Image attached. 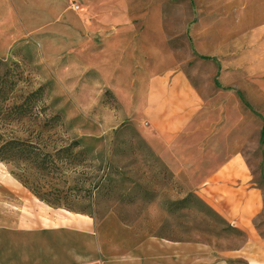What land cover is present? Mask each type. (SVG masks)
Wrapping results in <instances>:
<instances>
[{"label":"rangeland","instance_id":"1","mask_svg":"<svg viewBox=\"0 0 264 264\" xmlns=\"http://www.w3.org/2000/svg\"><path fill=\"white\" fill-rule=\"evenodd\" d=\"M90 1L70 4L77 10L79 4L89 8ZM245 2L96 3L94 12L101 18L116 10L127 16L126 21L108 23L106 34L113 37L116 49L120 45L116 38L129 25L138 35L144 23L141 16L160 7L178 69L206 97L202 110L173 144L154 146L147 136L155 129L149 114L131 110V99L117 95L111 72L106 75L103 68L108 53L96 57L104 39L97 37L91 53L78 48L47 58L24 29L11 0H0V146L20 138L38 144L44 152L71 148L53 171H42L30 161L0 159V181L13 191L6 193L0 185V212L18 209L32 220L44 213L49 219L85 214L94 220L108 253L125 251L151 235L205 240L218 248L243 244L247 232L224 210L240 178L237 171L224 176L228 170L222 166L242 158L248 182L234 197L252 189L264 200V95L252 80L253 46H248L247 56L242 52L240 60L237 43L235 6ZM37 4L28 27L46 51H59L68 20L60 17L54 29H44L55 22L60 2L52 6L51 18L45 15L49 7ZM132 40L139 43L138 36ZM128 59L133 63L136 57ZM220 168L225 172L217 177ZM233 209L230 214L239 212ZM245 211L241 214L249 216ZM257 215L259 224H264V211ZM24 241L0 230V248Z\"/></svg>","mask_w":264,"mask_h":264},{"label":"crops","instance_id":"2","mask_svg":"<svg viewBox=\"0 0 264 264\" xmlns=\"http://www.w3.org/2000/svg\"><path fill=\"white\" fill-rule=\"evenodd\" d=\"M70 1L74 0H11L24 29L40 43L47 58L78 48L91 53L97 37L104 39L106 44L95 54L97 57L99 52L108 53L103 68L106 75L111 72L117 95L131 99V110L149 114L155 128L147 135L150 143L154 146L160 145V142L173 144L176 136L202 110L206 97L187 74L178 69L179 63L168 45L160 7H154L141 16L144 23L138 35L130 31L132 27L129 25L130 29L127 27L116 38L117 45L120 42L116 49L112 48L113 37L106 34L108 23L126 21L124 11L116 10L101 18V14L94 12L99 7L96 4L98 0H91L89 8L79 4L77 10H74ZM56 2H60L61 10L54 13V21L61 17L68 20L69 27L63 29L66 35H62L60 41L62 49L46 51L40 38L28 25L32 9L37 3L49 7L45 15L49 14L51 18L50 10ZM235 11L237 43L241 49L239 58L243 59V51L247 56L248 46H253L255 64L252 67V80L257 91L264 95V0H246L245 4L235 6ZM256 19L259 21L256 22ZM55 25L56 21L47 24L44 30L50 31ZM137 36L138 44L132 40ZM132 56L136 57L133 63L128 59ZM96 64L99 67V63ZM180 117L184 119L182 122L173 121ZM165 120L172 123L164 124ZM237 158L222 166L228 171L220 168L215 175L225 172L224 176H227L237 171L235 175L240 178V184L236 187V193H239L244 181L247 184L248 175L242 158ZM0 185L4 192H13L8 184L0 181ZM252 192V189L245 190L236 198L235 193L233 198L227 199L224 207L225 212L232 216L230 219L248 234L244 243L237 248H218L205 240H175L151 235L125 251L108 253L94 220L85 214L70 213L49 219L48 213H44L41 218L32 220L25 214H19L18 209H9L0 212V230L5 234L25 238L26 241L0 248V264H264V224L257 221V214L264 211V200ZM231 207H234L233 211L238 208L239 212L230 214ZM244 211L249 216L241 214Z\"/></svg>","mask_w":264,"mask_h":264},{"label":"trees","instance_id":"3","mask_svg":"<svg viewBox=\"0 0 264 264\" xmlns=\"http://www.w3.org/2000/svg\"><path fill=\"white\" fill-rule=\"evenodd\" d=\"M20 108V106L18 107ZM70 146L55 152H44L38 144L22 139L11 138L5 140L0 146V159L11 161H30L42 171H53L57 168L60 158H66L71 153ZM41 193V191H37ZM43 199H45L43 197Z\"/></svg>","mask_w":264,"mask_h":264}]
</instances>
